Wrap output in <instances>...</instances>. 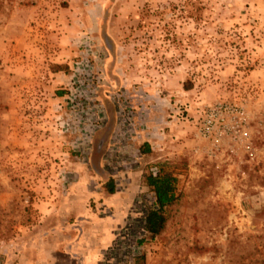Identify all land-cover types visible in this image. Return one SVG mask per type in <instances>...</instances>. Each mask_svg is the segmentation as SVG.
I'll list each match as a JSON object with an SVG mask.
<instances>
[{
    "label": "rangeland",
    "instance_id": "1",
    "mask_svg": "<svg viewBox=\"0 0 264 264\" xmlns=\"http://www.w3.org/2000/svg\"><path fill=\"white\" fill-rule=\"evenodd\" d=\"M160 163L181 197L151 239ZM34 243L264 264V0H0V264Z\"/></svg>",
    "mask_w": 264,
    "mask_h": 264
},
{
    "label": "trees",
    "instance_id": "2",
    "mask_svg": "<svg viewBox=\"0 0 264 264\" xmlns=\"http://www.w3.org/2000/svg\"><path fill=\"white\" fill-rule=\"evenodd\" d=\"M189 90V86H184ZM148 146H145L144 152H148ZM143 184L152 194L153 201L146 210L144 216V232L151 239L159 235L165 227V210L179 201L181 192L179 190V172L177 167L169 163H160L154 166L152 172L144 176ZM109 194H114V189L110 182L106 184ZM143 240L138 242L139 245Z\"/></svg>",
    "mask_w": 264,
    "mask_h": 264
},
{
    "label": "crops",
    "instance_id": "3",
    "mask_svg": "<svg viewBox=\"0 0 264 264\" xmlns=\"http://www.w3.org/2000/svg\"><path fill=\"white\" fill-rule=\"evenodd\" d=\"M31 246L34 248L24 249L20 252L19 264H52L49 263L50 259L54 258L55 250L48 251L43 246L38 245V243H34ZM67 256L68 259L72 261H76V263L80 262L81 264L85 262L84 258L85 253L81 250H75L74 248H70L63 253ZM82 259V260H81Z\"/></svg>",
    "mask_w": 264,
    "mask_h": 264
},
{
    "label": "built area",
    "instance_id": "4",
    "mask_svg": "<svg viewBox=\"0 0 264 264\" xmlns=\"http://www.w3.org/2000/svg\"><path fill=\"white\" fill-rule=\"evenodd\" d=\"M208 128V127H207ZM208 130H209V128H208Z\"/></svg>",
    "mask_w": 264,
    "mask_h": 264
}]
</instances>
